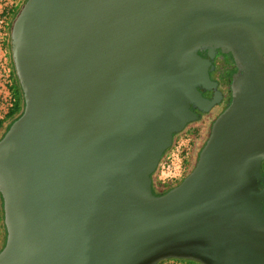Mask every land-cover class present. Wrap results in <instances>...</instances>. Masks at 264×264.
Returning <instances> with one entry per match:
<instances>
[{
  "label": "water",
  "instance_id": "1",
  "mask_svg": "<svg viewBox=\"0 0 264 264\" xmlns=\"http://www.w3.org/2000/svg\"><path fill=\"white\" fill-rule=\"evenodd\" d=\"M217 49L231 98L160 194L173 135L220 102ZM10 51L0 264H264V0H25Z\"/></svg>",
  "mask_w": 264,
  "mask_h": 264
},
{
  "label": "rangeland",
  "instance_id": "2",
  "mask_svg": "<svg viewBox=\"0 0 264 264\" xmlns=\"http://www.w3.org/2000/svg\"><path fill=\"white\" fill-rule=\"evenodd\" d=\"M25 0H0V111L2 112L12 97L11 88L17 89L18 80L15 74L10 51V29L14 14L23 5ZM222 64V62H221ZM20 104V103H19ZM207 119L191 122L186 130L178 134L155 172L153 183L157 190L174 187L195 166L198 152L208 134ZM4 129V128H3ZM2 129V130H3ZM186 176V175H185ZM155 190V189H154ZM0 235L3 243L2 217L0 212ZM0 243V247L2 245ZM158 264H191L183 259L168 258Z\"/></svg>",
  "mask_w": 264,
  "mask_h": 264
},
{
  "label": "flooded vegetation",
  "instance_id": "3",
  "mask_svg": "<svg viewBox=\"0 0 264 264\" xmlns=\"http://www.w3.org/2000/svg\"><path fill=\"white\" fill-rule=\"evenodd\" d=\"M229 57L230 56L228 54L222 53L219 50L216 51L215 53V57L212 60L214 68L213 70L210 71V78L217 83L216 89L214 88V86L208 85L207 87H209L211 91H204L203 96L208 98V100L205 101V103L210 104L218 99L219 94L217 91H219L221 93V99L220 102L214 105L208 112L205 113L197 112V114L199 115L197 122L203 121L205 119H207V121L208 120L210 121L214 117V115L216 117V115L227 105L228 101L231 98L230 78H231V74L236 71V66L233 63V61H230ZM187 174H184L182 179H180V181H178L174 186L180 184V182L184 179L185 175ZM260 175H261L260 178L261 189L263 190V194H264V171L262 169V164L260 167ZM157 191H163V190H157ZM262 204L264 207V195L262 198ZM183 260L186 262H190L191 264H205L193 259H183Z\"/></svg>",
  "mask_w": 264,
  "mask_h": 264
},
{
  "label": "trees",
  "instance_id": "4",
  "mask_svg": "<svg viewBox=\"0 0 264 264\" xmlns=\"http://www.w3.org/2000/svg\"><path fill=\"white\" fill-rule=\"evenodd\" d=\"M25 2V1H24ZM20 9V8H19ZM19 9H18V11H19ZM17 11V12H18ZM17 12L14 14V17H15V15L17 14ZM13 17V18H14ZM220 51V49H217L216 51ZM226 54H228L230 57H229V59H230V61H233V63H234V60H233V57H232V54L231 53H226ZM235 64V63H234ZM236 72V71H235ZM234 72V73H235ZM233 74V73H232ZM232 74H231V76H232ZM231 79V78H230ZM18 86H19V83H18ZM19 94L21 95V99H20V104H18V106L16 107V109H13V111H11L9 114H10V118H9V120H8V122L6 123V125L7 124H9V123H11L13 120H14V118L19 114V112H20V110H21V106H22V93H21V89H20V86H19ZM215 119V115H214V117L209 121H207V123H209V125H208V133H209V127H210V125H211V123H212V121ZM189 124H191V122L190 123H188L186 126H185V128L181 131V132H183L184 130H186V127L189 125ZM5 125V126H6ZM5 126H4V128H5ZM4 130V129H3ZM3 130H2V132H3ZM1 132V133H2ZM180 132V133H181ZM180 133H175L174 135H173V141H174V139H175V137L178 135V134H180ZM1 135V134H0ZM207 136H208V134H207ZM207 138V137H206ZM169 150V148L164 152V154H163V156H162V158H161V160H160V162L162 161V159L164 158V156H165V154H166V152ZM160 162H159V164H160ZM159 164H158V166H157V169H156V171L155 172H157V170H158V168H159ZM193 169V168H192ZM262 169H263V171H264V160L262 161ZM155 172L152 174V177L154 176V174H155ZM152 181H153V178H152ZM170 188H172V187H169V188H165V190L163 189V191H157V189L155 188V185H154V183H153V189H155V191H157V192H159L160 194H162V193H165L166 191H168ZM0 212H1V217H2V219H3V213H2V209H1V206H0ZM2 229H3V227H2ZM3 233H4V238H3V243H2V245H1V247H0V250H1V248L3 247V245H4V243H5V230L3 229Z\"/></svg>",
  "mask_w": 264,
  "mask_h": 264
},
{
  "label": "crops",
  "instance_id": "5",
  "mask_svg": "<svg viewBox=\"0 0 264 264\" xmlns=\"http://www.w3.org/2000/svg\"><path fill=\"white\" fill-rule=\"evenodd\" d=\"M10 90H12V97H10V103L7 104V107L4 108V110L1 112L0 111V134L2 132V129L4 128V126L6 125V123L8 122L9 118H10V112L13 111V109H16V107L18 106V104L20 103L18 100V92L17 89L15 90L14 88L10 87ZM1 235H0V243L1 242Z\"/></svg>",
  "mask_w": 264,
  "mask_h": 264
}]
</instances>
